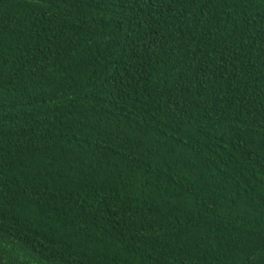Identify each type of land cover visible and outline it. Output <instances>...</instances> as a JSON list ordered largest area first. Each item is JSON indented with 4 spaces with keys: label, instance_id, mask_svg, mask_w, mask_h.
<instances>
[{
    "label": "trees",
    "instance_id": "16d2710c",
    "mask_svg": "<svg viewBox=\"0 0 264 264\" xmlns=\"http://www.w3.org/2000/svg\"><path fill=\"white\" fill-rule=\"evenodd\" d=\"M0 264H264V0H0Z\"/></svg>",
    "mask_w": 264,
    "mask_h": 264
}]
</instances>
